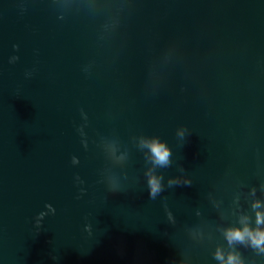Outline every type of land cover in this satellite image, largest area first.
Here are the masks:
<instances>
[{"label": "water", "instance_id": "95a60500", "mask_svg": "<svg viewBox=\"0 0 264 264\" xmlns=\"http://www.w3.org/2000/svg\"><path fill=\"white\" fill-rule=\"evenodd\" d=\"M258 210L264 0H0V264H264Z\"/></svg>", "mask_w": 264, "mask_h": 264}, {"label": "clouds", "instance_id": "9594fccd", "mask_svg": "<svg viewBox=\"0 0 264 264\" xmlns=\"http://www.w3.org/2000/svg\"><path fill=\"white\" fill-rule=\"evenodd\" d=\"M155 162L165 164L168 161L170 155L169 149L163 141L156 138H152L148 143ZM158 190V183L156 179L151 180V192L155 193ZM258 204V202H257ZM257 205H254L256 207ZM256 224L260 225L264 222V212L258 210L256 213ZM226 237L231 241H249L253 246L260 247L264 250V227L250 228L246 223L243 227H232L227 229ZM217 257L221 260V264H242L238 255L235 253H229L227 261L224 260L223 256L218 252Z\"/></svg>", "mask_w": 264, "mask_h": 264}]
</instances>
